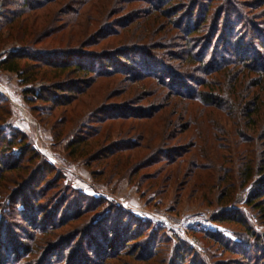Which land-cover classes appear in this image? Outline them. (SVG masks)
Instances as JSON below:
<instances>
[{"label": "rangeland", "instance_id": "374dc122", "mask_svg": "<svg viewBox=\"0 0 264 264\" xmlns=\"http://www.w3.org/2000/svg\"><path fill=\"white\" fill-rule=\"evenodd\" d=\"M50 1H0V62L94 73L58 91L31 60L27 85L0 69V140L28 151L0 155V264H264V115L218 107L226 89L185 59L264 58V0Z\"/></svg>", "mask_w": 264, "mask_h": 264}, {"label": "trees", "instance_id": "16d2710c", "mask_svg": "<svg viewBox=\"0 0 264 264\" xmlns=\"http://www.w3.org/2000/svg\"><path fill=\"white\" fill-rule=\"evenodd\" d=\"M0 1L5 3V5L2 4L3 7H5L7 5V0H0ZM172 1L173 0H167V3L169 5L170 4L172 5ZM207 1H209V0H207ZM9 2L15 3L14 0H9ZM49 2H51V1L49 0ZM69 2H70L69 0H65L63 3L69 5ZM60 3L62 4V2H60ZM67 5L65 8H67ZM41 6L42 5L40 4V6H38V8H40ZM173 8H174V6L171 7V10ZM23 9H25V7H23ZM34 9L35 8H33V10ZM206 9L208 10V8H206ZM11 14H12V16L10 17V19H11L10 22L13 21V19H14L13 16L19 17L18 16L19 14L18 15L16 13H11ZM20 14H22V13L20 12ZM173 14L177 15V10H175V12H173ZM203 14L207 15V12L203 13ZM5 15H6V13H5ZM191 15H193V12L191 13ZM48 29L49 28H47V30ZM47 30L45 32H42V34L39 35V37L43 36V35H45V33L49 32ZM208 43H211V41ZM227 43H229V42H227ZM240 47L241 46H239V45L235 46L236 51H234L233 53H236V54H234V56L231 58L221 59L220 64L217 63V61H215V58H212V56L210 58L208 56L207 50L210 48L209 46L206 49V51L205 50L202 51L200 55L195 54L196 51L195 52L192 51L191 54L187 58L185 57V59L188 60V63L190 64V66L191 65L196 66L197 73H199L203 76H210L213 74L215 76V79H214L215 82L217 83V81H218V85L215 83V88L216 87L217 88H223L224 87L226 89V92L224 90L225 96L221 97L217 101V104L219 105L218 107H228V108L233 109V110L235 108L236 110H240V112H242L244 109H246V110L249 109V111H252L251 113L253 115L256 114L257 117H258V115L260 116V113H261V116H263L264 115V58L262 56H260V54L257 53L255 50H252L254 53V56L252 58L247 57V56L241 57L239 55L244 54V51L242 50L243 48H240ZM44 53H45V55L42 56L41 60L45 59V57H48L46 55H49V54H47L48 52H44ZM22 55L21 54L9 55L8 57H6L5 59H3L0 62V69L5 71V72L17 74V76H19V78H21L22 83L24 85L30 84L32 81H34V79H35L34 75L35 74H33V72L30 71L31 68H30V70H26V68H23L21 66L20 62L23 59L31 60L32 62H34L33 65L35 67V69H34L35 71L36 70L39 71L41 68L49 67V68H51V70L57 71L59 73V75H57L56 78L66 77L65 82L62 81L59 84L56 83L55 86L57 88H52V89H56L58 91H63V89L65 87H67V85L69 83H72L71 79L73 78L74 75H79L82 73L84 76H87L89 74L94 73V71H93L94 69L87 68V66L84 64H81L79 62V60H76V62H72V61H69L70 60L69 58H67L64 60H58V59L47 60L45 63H41L40 59H38L37 55H33V54H28L26 56H24V55L22 56ZM194 55H195V57H194ZM213 55H215V54H213ZM249 76L254 77V79L252 80V83L250 84V87H248V83H249L248 77ZM239 77H241V78L239 79ZM176 78H179V77L176 75H173L169 78L168 82L172 83L176 80ZM66 82H68L67 85H65ZM222 82H225V84L222 85ZM178 83H179V81L175 82L174 85H177ZM199 85L201 87L202 86L207 87L206 83L204 84L202 82H199ZM252 89H256V91L252 92L251 91ZM44 90L45 91L42 92L43 94L48 92L47 91L48 89L44 88ZM221 91H223V90H221ZM42 93L39 94L40 101H47V100H43L45 98H43ZM55 96L58 97V95H55ZM200 96L203 97L201 99H202V103H204V106L209 107L212 104H214L212 101L213 100L212 97L206 96L203 94H200ZM242 101H248V103L244 106V108L241 107ZM1 113H2V111H1ZM5 114H7V113H5ZM246 116H249V115H246ZM83 139H80V140H83ZM5 142H6L5 138H2L0 140V148L3 147L2 149H0V155L8 153L11 150V148L16 147V148H19L21 151L18 159L22 160L25 156L24 154H26L28 152L27 150H24V147L22 146V144L20 142L16 143L17 141L14 139L10 142H7V143H5ZM71 144L73 147L75 146V144L70 143V145ZM109 150H110V154H112L113 150H111V149H109ZM106 151H107V149H106ZM75 152L76 151L74 150V152H72V154ZM104 153H106V152H104ZM104 156L106 157L107 155H104ZM28 157H30V156H28ZM31 159L32 158H30L28 160L29 165L31 164L30 162L33 160V159L32 160ZM1 168H2L1 169L2 172L6 171L4 166H1ZM247 170H248V173L245 175L246 176L245 182H247V179L249 180V178H250L251 168L248 167ZM258 175L262 176L264 178L263 168H260L258 170ZM18 179H20V176L18 177ZM22 180H23V178H21L20 181H22ZM260 182H257V183L258 184L260 183L261 188H263L262 190H264V179L261 180ZM15 208H14V211L18 213L16 216L22 217L21 213L23 211H16ZM76 217H78V216H76ZM61 223L58 226V228L55 227V225L54 226L50 225L51 226L50 229H53V228L59 229L63 225ZM49 230L45 231V234L51 233V232H49ZM73 235H75L76 237L77 236H83V234H81V231L76 232ZM109 235L111 236V232L109 233ZM49 236H51V235H49ZM50 239L51 240H49L48 242H45L44 244L46 245V244H49V242L56 240V238L54 236ZM105 239H108V238H105ZM111 239H112L111 240L112 243H110V244H108L107 240H105L104 246L108 247V251L111 250L112 247L116 246V244L118 243V241L115 237H113ZM95 245L97 248H99V246H97V244H95ZM107 245H109V246H107ZM24 249H22V250H24ZM13 252H15V250ZM112 256L113 255L112 254L110 255L108 252V254L105 255V258L107 257V259H110V258H112ZM83 262H84V260L82 258H78L75 263L76 264H83ZM70 263H71V260L68 262V264H70Z\"/></svg>", "mask_w": 264, "mask_h": 264}]
</instances>
